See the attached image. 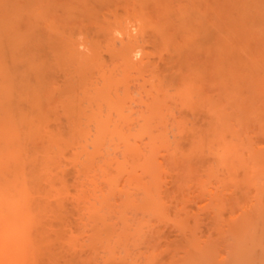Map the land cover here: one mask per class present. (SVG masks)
<instances>
[{
    "label": "bare ground",
    "instance_id": "1",
    "mask_svg": "<svg viewBox=\"0 0 264 264\" xmlns=\"http://www.w3.org/2000/svg\"><path fill=\"white\" fill-rule=\"evenodd\" d=\"M259 4L0 0V264H264Z\"/></svg>",
    "mask_w": 264,
    "mask_h": 264
},
{
    "label": "rangeland",
    "instance_id": "2",
    "mask_svg": "<svg viewBox=\"0 0 264 264\" xmlns=\"http://www.w3.org/2000/svg\"><path fill=\"white\" fill-rule=\"evenodd\" d=\"M259 5H261V4H259ZM259 5H256V6L260 7ZM263 5H264V4H262L261 6H263ZM255 9H256V8H254L253 10H255ZM258 9L260 10V8H258ZM262 9H264V8H262ZM257 11H258V10H257ZM253 12H254V11H253ZM259 12H262V11H259ZM263 12H264V11H263ZM263 12H262V14H264ZM123 14H124V13H123ZM257 14H259V13H257ZM256 16H257V15L254 14V19L257 18V19H259V21H261V18L264 17L263 15H262L263 17H262L261 15H259L261 18H258V17H256ZM257 19H255V20H257ZM263 23H264V22H263ZM255 24H256L258 27H261L260 25H262V27L264 26V24H262V22H258V21H255ZM262 38H263V37H262ZM261 40H262V39H261ZM263 40H264V39H263ZM263 40H262V42L264 43ZM262 48H263V47H262ZM243 50H245V49H243ZM241 51H242V49H241ZM245 52H246V50L243 51V53H245ZM236 53H239V54H240L241 52H237V51H236ZM246 53H247V52H246ZM241 55H244V57H243L244 59H243V60H245V59H246L245 54H241ZM246 55H247V54H246ZM239 56H240V55H239ZM247 56H248V55H247ZM241 58H242V57H241ZM171 106H172V108H173L174 110H176V113H174V114L176 115V114L178 113V112H177V109L180 107V102H178V101H177V102H174V103L171 104ZM177 107H178V108H177ZM174 110L171 112V114H172V115H171V116H172V117H171L172 121L174 120V118H173V115H174L173 112H174ZM175 115H174V116H175ZM169 120H170V116H168V118H167V122H169V123L171 124L172 121H169ZM236 126H237V125H236ZM254 126H256V124L253 125V128H254ZM232 127H233V125H232ZM237 128H239V126H238ZM234 129H235V128H234ZM235 130H237V129H235ZM240 132H241V131H240ZM238 134H240V133H238ZM214 146H215L216 148L218 147V149H219V147H221V146H218V145L216 146V144H215ZM206 148H209V147L206 146ZM206 148H203V150L205 151V154H206V152H208V154H209L210 152L207 151ZM202 152H203V151H202ZM202 152H201V153H202ZM163 154H164V156H167V157H169V155H171V154L166 155V153H163V152H162V155H163ZM205 154L203 153V154H202L203 156L200 154V158H199L200 160H199L198 162H200V161L202 160V159H201L202 157H205ZM210 154L215 158V159H214V158H213V159L216 160V158H217L216 155L213 154L212 152H211ZM158 157H160V156H158ZM167 157H162V158H163L164 160H166ZM208 157H210V156H206V158H208ZM170 158H171V156H170L168 159H170ZM158 159H160V158H158ZM209 159H211V158L205 159V160L203 161V164H202V163H199V164H202L201 166H199V167H202V168L197 167V169H195L191 174H196V175L199 174V175H197V176L200 177V174L203 173L202 170H205V172H206V168H207V166L210 165L209 161H206V160H209ZM164 160H163V162H165ZM211 160H212V159H211ZM211 160H210V161H211ZM159 161H161V160H159ZM166 161H167V160H166ZM196 161H197V160H196ZM169 162H170V161H169ZM198 162H197V165H199ZM161 163H162V162H161ZM169 164H170V163H169ZM212 164L215 165L216 163H215V162H212ZM212 164H211V165H212ZM162 165L164 166V164H162ZM165 168H168L167 165H165ZM168 170H169V169H168ZM172 170H173V169H172ZM173 171H174V170H173ZM171 172H172V171H171ZM201 172H202V173H201ZM205 172H204V173H205ZM168 173H170V172H168ZM175 173H176V172H173V174H172V173H171V174H167V175L164 174V176H165V177L167 176V178H169V177L171 176V179L173 180V178H175ZM204 173L201 175L202 177L204 176ZM205 175H206V174H205ZM188 176H189V177H188ZM194 176H195V175H194ZM186 177H188L187 179H188L189 181H191V180H193V179L196 180V183H195V184H198V186L201 184L202 180L204 179V177L201 179V177H200V178H197L196 176H195V177L192 176V177H193V179H192L190 174L187 175V176H185V178H186ZM187 179H185V180L188 181ZM164 181L166 182V185H169V181H170V185H169V186H171L172 181L170 180V178H169L168 180L164 178ZM189 181H188V182H189ZM165 182H164V183H165ZM192 182H193V181H192ZM193 183H194V182H193ZM189 184L191 185V183H189ZM198 186H197V187H198ZM195 187H196V186H195ZM197 187H196V188H197ZM190 188H193V186H191ZM199 188H200V186H199ZM200 189H201V188H200ZM193 190H196V189H193ZM193 190H192L191 193H192L193 195H194V194L196 195L195 198L193 197V198H194V202H195V201H198L197 203H199V201L202 199V198H201V193H200L201 190H196V191L198 192V194H199L198 196H197V194H196V191L193 193ZM188 191H191V189L188 190ZM188 191H186V194H189V193H190V192H188ZM191 193H190V195H191ZM193 195H191V196H193ZM195 195H194V196H195ZM191 196H190V197H191ZM199 197H200V198H199ZM191 198H192V197H191ZM190 202L192 203V201H190ZM191 205H193V204H189V206H191ZM200 205H201V204L199 203V204H198V208H196V207H192V206H191V207H189V210L192 212V214L194 215V217L196 218V220L199 219V220H197V221H201V222H202V220H201V218H202V210H201ZM194 206H196V204H195ZM161 223H162V225L165 224V227H162V226H161V227H162V228H161V231H160L161 234L159 235V237H160V236L162 237V235H163V234H166L167 232L170 233V234L173 233V232H177V233H179L177 227H175V225H171L172 223H170V224H168V222H167V223H165V222H164V223L161 222ZM159 224H160V223H159ZM193 225L195 226L194 229H195L197 235L200 237V236L202 235L203 223H202V224H201V223H199V224L197 223V225H196V224L193 222ZM155 226H158L157 223L155 224ZM158 229H159V227H158ZM171 229H172L173 232L171 231ZM162 233H163V234H162ZM173 234H175V233H173ZM164 236L166 237L167 235H164ZM169 236H172V234L169 235ZM174 237H175V236H174ZM178 237H179V235H178ZM176 238H177V237H176ZM176 238H172V237H171L170 240H169L168 238H166V239H167L168 242H171V241H174V239H176ZM157 241H159V240H157ZM160 241H161V243H158V244H157L156 240L154 239V244H155L156 246H157V245H158V246H162L163 240H160ZM163 244H164V243H163Z\"/></svg>",
    "mask_w": 264,
    "mask_h": 264
}]
</instances>
